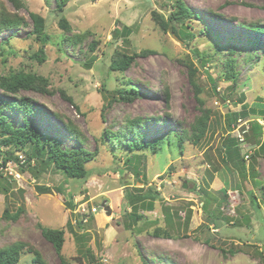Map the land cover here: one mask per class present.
<instances>
[{
	"label": "rangeland",
	"instance_id": "rangeland-1",
	"mask_svg": "<svg viewBox=\"0 0 264 264\" xmlns=\"http://www.w3.org/2000/svg\"><path fill=\"white\" fill-rule=\"evenodd\" d=\"M20 1L23 6L17 8L0 0V12L5 8L27 22L0 30V75L15 70L45 77L51 93H22L42 110L36 125L65 149L77 146L70 132L75 129L86 150L100 153L87 165L90 178L80 180L36 161L30 167L21 164L20 156L28 157L15 152L19 162L0 168V250L20 245L18 264H38V256L45 264H61L42 234L46 227L65 230L63 256L72 264H80L76 257L87 264L90 250L101 264H264V152L256 155L260 139L249 132L251 121L264 128V33L252 28H264V0H71L64 12L70 32L59 27L56 0ZM179 1L193 13L187 22L195 35L191 41L164 32L153 18L157 12L167 20ZM31 12L47 22L44 63L35 58L40 43L32 34ZM65 37L77 41L64 43ZM217 44L222 45L218 55ZM230 48L239 74L236 85L219 78ZM116 50L154 53L121 74L110 70ZM190 66L198 70L195 78ZM130 86L142 97L120 100L116 91ZM204 111L208 129L196 143ZM232 113L246 118L229 132ZM9 116L22 125V115ZM137 120L146 126L147 143L161 140L160 150L131 151L123 143L104 141L105 129L120 131ZM229 134L241 148L244 175L224 148ZM179 135L185 138L182 149ZM8 169L21 178L6 175ZM153 191L157 194L150 197ZM128 193L154 202L151 211L139 208L145 215L139 222L129 217ZM159 228L162 236L154 234Z\"/></svg>",
	"mask_w": 264,
	"mask_h": 264
},
{
	"label": "trees",
	"instance_id": "trees-1",
	"mask_svg": "<svg viewBox=\"0 0 264 264\" xmlns=\"http://www.w3.org/2000/svg\"><path fill=\"white\" fill-rule=\"evenodd\" d=\"M10 1L17 8H21L23 6L20 0ZM70 1L71 0H56L57 12L60 17L59 27L64 32L72 31V27L64 15L65 8L68 6ZM176 4L177 11H174L167 20L161 14L154 12V21L158 23L164 32L172 31V34L180 38V40L186 39L191 41L195 39V35L191 33L192 31H190L189 26H187V22L190 20L192 21L193 13L190 8L186 7L182 2L179 1ZM30 16L34 22L32 34L36 36V40L40 43V49L38 53L35 54V58L39 61V63H44L47 57L45 46L50 41V37L47 33V22L44 17L38 15L37 13L31 12ZM26 25L27 22L23 18L18 17L17 15H9L5 8H3L2 12H0V30L25 27ZM252 28L253 31L264 33V28L262 27L253 25ZM208 32H211L210 28H208ZM76 39L77 38H73L71 40L76 42ZM71 40L69 37H65L64 43H68ZM6 43L9 44V40L6 41ZM95 46L96 45H94V47ZM217 47L218 49H216V55L220 54L221 50L219 49H221L222 45L217 44ZM153 53L154 51L151 50H142L139 53H127L122 50H116L111 58L110 70L123 74L137 62V59L147 57ZM229 53L230 56L221 63L223 64L222 77L219 78L224 79L225 81H232L234 85H236L239 74L236 71V60L232 57L234 54V48H230ZM15 54L18 53L14 51V55ZM205 56L213 58L212 55ZM2 57L3 52L0 49V58ZM189 70L191 78H195L198 70L194 66H190ZM195 82V79L194 81L192 79V83L196 87V91L200 93L202 89H200L199 85ZM48 84L49 81L45 77L35 73H25L23 71L12 70L8 74L0 75V157H3V162L0 164V168L2 169L5 167L9 161L18 163L19 159L15 156V152H24L28 157L27 165L29 167L32 161H36L43 168H50L51 166H54L56 170L62 172L69 179L88 180L91 176V172L87 165L96 160L100 150L98 148H96L93 152L86 150L83 147V140L79 138L75 129H71L70 132H72L71 134L73 138H76L77 146L72 149H65L61 140L43 133V131L36 125L37 121L34 118L40 115L42 110L35 104V101L32 98L22 94L25 91H35L42 94L51 93L48 89ZM116 93L119 95L120 100L128 102L142 97L139 88L134 86L118 89ZM62 94L64 98L73 103V99L68 97L64 91H62ZM115 100L116 97L113 98V101ZM200 102L203 103L201 100ZM258 113L259 112L256 110L251 111V114L253 115H257ZM14 114L22 115L21 126L15 125L11 121L9 115ZM241 118H246V115L244 113L230 114L227 124L229 132L233 130V124ZM208 121V111H204L203 115L198 119L195 136L196 143L200 142L201 138L204 137L208 129ZM144 127L146 126L143 122H141V120L127 122L126 127H122L120 131L114 132L111 129H105L103 138L104 141H111L114 146L123 143L131 151L143 149L148 146L155 151L160 150L162 146L160 139L152 141L151 143H147L145 141L146 135L143 134ZM249 132H251L250 136H256L260 139L258 142L260 147L259 150L256 151V155H260L261 152H264V143L261 142V137L264 138V128L259 124V121H251ZM250 136L247 135V137ZM114 137H116V139H114ZM178 138L179 147L182 149L185 143V138L181 135H179ZM3 148L8 149V151H5L4 154L3 151H1ZM224 148L226 149L228 158L231 159L230 161L233 164L235 162L234 166L240 171V174H246L245 160L241 154V148L239 147L237 139L233 138L231 134H229L228 137H226ZM247 157H250V155H246V158ZM131 161V159H128L129 163ZM43 190L48 192L49 189L44 188ZM153 192L155 195L151 193L149 195L150 197L156 196L157 191ZM127 196L130 200V206L133 209L129 217L136 222L145 218V215L139 214L141 207H148V210L150 211L154 209V202L147 200V198L149 199L147 196L140 197V195L134 193H128ZM20 210L22 209H19V211ZM5 214H9L8 210H6ZM168 218L170 219V216H168ZM14 219H17V216H15ZM169 222L171 223V221ZM41 229L43 236L53 244V247L60 258L61 264H72L71 260H68L63 256L65 230L46 227H41ZM163 232L164 231L159 228L154 234L156 236H162ZM165 234L170 237L168 232ZM22 250L23 249L20 245L0 250V264H18L23 254ZM84 257L87 264H101L97 256H95L91 250L87 251ZM75 261L80 264L84 263V259L82 257H76ZM35 262L38 264H45L41 260L40 256L36 257ZM145 264L148 263L145 262Z\"/></svg>",
	"mask_w": 264,
	"mask_h": 264
},
{
	"label": "built area",
	"instance_id": "built-area-1",
	"mask_svg": "<svg viewBox=\"0 0 264 264\" xmlns=\"http://www.w3.org/2000/svg\"><path fill=\"white\" fill-rule=\"evenodd\" d=\"M239 122H241V120H239ZM245 132H246V131H245ZM240 141H241V142H245V138L243 137V139H241ZM20 158H21V160H20L21 164H26L27 159H25L22 155L20 156ZM9 163H14V162H13V161H9V162L6 164V166L2 168V170L6 169V168L9 166ZM8 172H9V169H8L7 172H6V175H9V176H11V177H14L15 179H16V178H18V179L21 178L20 175H17V176L15 177V176L13 175V173H11V172L8 173Z\"/></svg>",
	"mask_w": 264,
	"mask_h": 264
},
{
	"label": "water",
	"instance_id": "water-1",
	"mask_svg": "<svg viewBox=\"0 0 264 264\" xmlns=\"http://www.w3.org/2000/svg\"><path fill=\"white\" fill-rule=\"evenodd\" d=\"M145 1L146 2H150V0H145ZM106 210L108 211V215H111L112 214V209L110 207H108Z\"/></svg>",
	"mask_w": 264,
	"mask_h": 264
},
{
	"label": "clouds",
	"instance_id": "clouds-1",
	"mask_svg": "<svg viewBox=\"0 0 264 264\" xmlns=\"http://www.w3.org/2000/svg\"><path fill=\"white\" fill-rule=\"evenodd\" d=\"M26 164H27V162H26Z\"/></svg>",
	"mask_w": 264,
	"mask_h": 264
}]
</instances>
